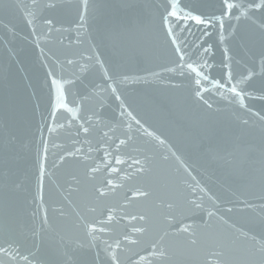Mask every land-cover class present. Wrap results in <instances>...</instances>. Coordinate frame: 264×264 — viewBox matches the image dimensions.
<instances>
[{"label": "water", "instance_id": "water-1", "mask_svg": "<svg viewBox=\"0 0 264 264\" xmlns=\"http://www.w3.org/2000/svg\"><path fill=\"white\" fill-rule=\"evenodd\" d=\"M231 2L201 40L170 0H0V264H264V8Z\"/></svg>", "mask_w": 264, "mask_h": 264}, {"label": "snow or ice", "instance_id": "snow-or-ice-1", "mask_svg": "<svg viewBox=\"0 0 264 264\" xmlns=\"http://www.w3.org/2000/svg\"><path fill=\"white\" fill-rule=\"evenodd\" d=\"M183 4V0H170V4H169V10L167 11V15L164 17L165 23H168L169 18H173L177 21V23L183 22L184 27L181 28V31H184L187 28L188 22H192L195 25L202 27L204 29L201 40H203L204 37L210 36L211 33L208 31V29L214 25H219L220 29H223V19L224 16H231V12L233 9H240L242 6L238 3H234L231 2V0H221V13L222 15L217 17L215 15H204L202 13H200L199 8L195 5V4H191V5H185L183 7H181V5ZM86 6V5H85ZM179 8L180 12L182 13V15H178L177 13V9ZM249 9L252 8H256V9H260V8H264V0H259V2H257V0H252V3H250L248 5ZM238 19V17H237ZM48 23L50 24L51 21H48ZM171 30V28H170ZM190 31V29H189ZM196 47H199V44L195 45ZM212 46L208 45L207 47L203 48V52L208 54L211 52ZM180 58L181 60L184 59V53L181 52L180 53ZM189 68H192V64H188L187 65ZM207 61H204V67H207ZM198 75H202V73H198ZM251 75V74H250ZM249 75V78H250ZM231 78V73L229 72V79ZM108 80H112L113 78L111 76L107 77ZM205 79H207V77H205ZM55 82V81H53ZM197 83H199V81H197ZM213 83H219V81H213ZM231 91L233 93H235L238 97H243L245 95L244 92L240 91L238 92L236 87H232ZM112 92L115 94L116 93V88L112 87ZM117 99H119V96H116ZM137 123H139V121H137ZM85 132L88 131L87 128L84 129ZM124 141H121V144H123ZM121 161H117V163H120ZM136 163H139V161H137ZM140 171H143V169H140ZM139 195H146V193H139ZM43 197L41 196V199ZM209 215H212L211 213H209ZM141 219H143V217H141ZM194 243V241H193Z\"/></svg>", "mask_w": 264, "mask_h": 264}]
</instances>
